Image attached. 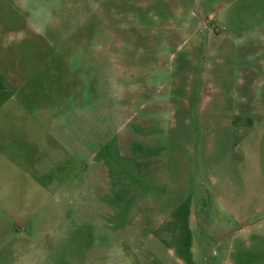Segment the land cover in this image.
<instances>
[{"label": "rangeland", "instance_id": "rangeland-1", "mask_svg": "<svg viewBox=\"0 0 264 264\" xmlns=\"http://www.w3.org/2000/svg\"><path fill=\"white\" fill-rule=\"evenodd\" d=\"M0 76V264H264V0H0Z\"/></svg>", "mask_w": 264, "mask_h": 264}, {"label": "crops", "instance_id": "crops-1", "mask_svg": "<svg viewBox=\"0 0 264 264\" xmlns=\"http://www.w3.org/2000/svg\"><path fill=\"white\" fill-rule=\"evenodd\" d=\"M0 78H1V76H0ZM0 83H1V80H0ZM7 127H8L7 123L0 121V143L6 145L5 147H7V149H9V151L16 152V151H18V146H17V144H14L16 142L12 143V141L18 140L17 139L18 137L15 135V137L8 138V136H6V134H5ZM9 128L12 129L14 127L10 126ZM9 133L12 134L13 131H9ZM8 145H10V147H8ZM22 150H23V148H20V151H22ZM1 159H3V158H1ZM23 163H24V161H23ZM5 170L6 169H4L3 171H0V175H1L0 176V218L6 217L7 215L16 214L15 211L13 213L10 212V211H12L10 209L11 206L16 209V208H19L21 205L24 204V200L22 197V194L24 192L23 191V189H24V182L23 181L24 180H23L22 176L25 174V171H24L23 167L20 169V171H10L9 172V171H5ZM260 172L261 171H259V175H260ZM18 176H21V177L19 179H16V177H18ZM29 181L33 182L34 180L29 179ZM5 191H6V194L2 193ZM262 191H263V188H262ZM262 191L259 190V192H257L255 196H261ZM15 195H20L19 199L14 198ZM255 198L256 197H254L253 199H255ZM251 202H252V200L249 201L245 205L236 206L235 209H234V207L233 208L230 207V205L227 202H226V204H228L229 208H231V210L233 212L240 215L248 208V204ZM28 210H29V216L28 217L26 214L20 213V216L22 217L23 223L28 225L27 228L30 227L29 224H31L34 221L33 219L35 216V214L31 213V210H32L31 208ZM245 212H246V217H247L245 219H246V221H248L250 216L249 215L247 216L248 211H245ZM257 215H259V213L256 214V216ZM251 216H253V215H251ZM13 221H15V220H12V222ZM0 230H1V227H0ZM25 233H27V232H25Z\"/></svg>", "mask_w": 264, "mask_h": 264}]
</instances>
